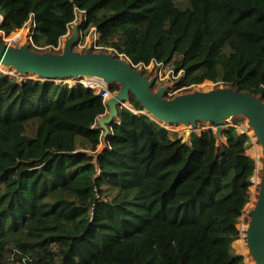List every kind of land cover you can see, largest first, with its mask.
<instances>
[{
  "label": "trees",
  "instance_id": "obj_1",
  "mask_svg": "<svg viewBox=\"0 0 264 264\" xmlns=\"http://www.w3.org/2000/svg\"><path fill=\"white\" fill-rule=\"evenodd\" d=\"M79 12L102 50L172 64L180 87L264 97V0H0V30L30 21L31 47L60 51ZM101 92L0 71V264H248L238 224L257 162L243 119L225 142L204 128L186 143L132 96L138 112L122 107L100 150Z\"/></svg>",
  "mask_w": 264,
  "mask_h": 264
},
{
  "label": "water",
  "instance_id": "obj_2",
  "mask_svg": "<svg viewBox=\"0 0 264 264\" xmlns=\"http://www.w3.org/2000/svg\"><path fill=\"white\" fill-rule=\"evenodd\" d=\"M84 28L85 24L82 26L81 22L74 24L60 51L32 48V25L27 27L28 33H31L30 39L26 38L20 45L6 41L0 33V65L8 69L5 72L18 75L21 80L34 78L80 83L87 78L100 81L108 88L118 85L117 91L109 92V96L105 97L107 111L98 118L97 127L103 132L102 149L107 144L113 125L120 119L122 107L134 109L132 96L143 107L141 113L155 120L159 118L157 121L166 126L182 124L184 137H180L186 143H190L193 132L201 133L199 122L210 124L208 128L214 129L220 144L225 142L227 121L243 119L245 128L252 130L249 135L260 145L262 156L257 196L253 206L245 210L249 215L244 228L245 238L252 264H264V97L225 84L168 97L172 84L155 89L156 75L153 71L146 72L143 67L134 66L127 57L111 50L98 51L91 46L86 50L76 49L75 45L83 38L81 33ZM11 68L14 72H11Z\"/></svg>",
  "mask_w": 264,
  "mask_h": 264
},
{
  "label": "rangeland",
  "instance_id": "obj_3",
  "mask_svg": "<svg viewBox=\"0 0 264 264\" xmlns=\"http://www.w3.org/2000/svg\"><path fill=\"white\" fill-rule=\"evenodd\" d=\"M175 1L180 6H186V4H187V0H175ZM1 19H2V16L0 15V22H1ZM79 22L82 23V26L84 25V14L82 12L78 13L77 18L71 24V26H70V28L68 30V33L64 37L61 38L60 46L58 48H62L64 39L66 37H68L71 34V32H72V26L74 24H76V23H79ZM31 25H32V22L29 21L24 27H22L23 28L22 29L23 30V34H22V36H19V37H14L12 35L15 34V33H21L22 30L20 32H17V30H16V31L10 33L9 35H5V32H3L2 30H0V33L4 36V39L6 41L12 42V43H14L16 45H20L21 43H23V41L26 38L30 39L31 33H28L27 27H29ZM24 30H25V33H24ZM81 34L83 35V38L77 45H75L76 49L86 50L88 47L91 46L95 50H98V51L102 50V48H100V47H98L96 45V41L99 38V34L96 32L95 28H91L89 30V34L88 35L84 36L83 31H82ZM111 51H112V49H111ZM139 67H143L146 70V72L153 71V73L156 75L155 89H157L158 87H160L162 85H165V84L177 85V83L179 81V76L181 75V73H179L178 75H176L175 73L173 74V67H172L171 64L162 65V64H157V63H151L148 66L141 65ZM3 68H4V70L6 69V67H3ZM10 70H11V72H13L12 68ZM0 71H3V69H0ZM5 71H8V70H5ZM7 73H10V72H7ZM82 81L83 82H81V83H83L85 85L87 84L88 86L93 87V88L96 87V86H92L91 85L92 83H88L89 80L84 79ZM67 82L71 84L74 81L67 80ZM217 85L218 84L216 82H213V81H210V80H205L204 82H202L200 84L191 85L187 89L179 88L178 86H176L174 91H171V92L167 93V96L171 97V96H174V95H176L178 93H181V92H184V91H192V90L197 89V88L209 89V88L216 87ZM96 89H97V91L99 90L98 92L102 91V90L98 89L97 87H96ZM105 89L107 90V92H110L108 87L105 86ZM101 93H103V92H101ZM235 119L236 118L229 119L227 121V124H233ZM198 125H199V129H204V128L207 129L208 127H210V124L206 123V122H199ZM167 127L169 128L171 134L178 132L181 136H183L184 126L182 124L167 125ZM238 128H239L240 131H247L250 134L252 132L250 129L247 130L245 128V121ZM102 145L103 144L99 145V149H102ZM254 147L260 148L259 144L256 143L255 139L253 138V143L247 149V153L250 154L253 157H255L254 152H253V148ZM255 158H257V157H255ZM257 159H259V158H257ZM261 161H262V156H261ZM256 172H258L259 175H260V170L258 168L256 169ZM257 192H258V185H257L256 188L251 186V200L246 205V207L244 209V213H243V215L241 217V221L238 224V227L241 229V232H242L241 237L238 240L242 239V240H244L245 243H246V238H245V230H244V228H245V226H246V224H247V222L249 220V215L245 213V210L249 209V208H251L253 206L254 201L256 199V196H257ZM244 242H241V245H239V248L236 247V249L244 254L245 259H246L248 264H252V259H251V257L248 254L247 247H246Z\"/></svg>",
  "mask_w": 264,
  "mask_h": 264
},
{
  "label": "bare ground",
  "instance_id": "obj_4",
  "mask_svg": "<svg viewBox=\"0 0 264 264\" xmlns=\"http://www.w3.org/2000/svg\"><path fill=\"white\" fill-rule=\"evenodd\" d=\"M24 33H25V30H24ZM22 34H23V30H22V32L21 33H15V34H13L12 36H14V37H19V36H22ZM3 65H0V69H3L4 70V66L2 67ZM5 70H8V69H5ZM14 72V71H13ZM86 80H89V82L88 83H92L91 85L92 86H96L98 89H100V90H103V93H105V94H108L107 93V90L105 89V86L102 84V82H100V81H95V80H91V79H87V78H85ZM82 80H84V79H82ZM83 82V81H82ZM101 84V85H100ZM99 86V87H98ZM101 86V87H100ZM96 87H95V89H96ZM97 90V89H96ZM99 91V90H98ZM153 117H155L153 114H151ZM155 118H157V117H155ZM157 120H160L159 118H157ZM168 125V124H167ZM252 131V130H251ZM257 143V142H256ZM260 146V145H259ZM253 152H254V155H255V157H257V158H259V159H257V168L258 169H260V167H261V164H262V162H261V148H256V147H254L253 148ZM258 180H259V177H258ZM241 242H244V240H242L241 239ZM245 243V242H244ZM245 245H246V247H247V242L245 243ZM247 251H248V247H247Z\"/></svg>",
  "mask_w": 264,
  "mask_h": 264
},
{
  "label": "built area",
  "instance_id": "obj_5",
  "mask_svg": "<svg viewBox=\"0 0 264 264\" xmlns=\"http://www.w3.org/2000/svg\"><path fill=\"white\" fill-rule=\"evenodd\" d=\"M60 46V45H59ZM58 48V47H57ZM56 48V49H57ZM151 63H157V64H162V65H168V64H165L164 62H159V61H151L149 64H141V65H145V66H148V65H150ZM141 65H139V66H141ZM172 65V64H171ZM134 66H136V67H138V65H134ZM172 67H173V74L175 73L176 75H178L179 73H181V75L179 76V81H178V83H177V85H172V89H170L168 92H171V91H174V89L176 88V86H178L179 88H183V89H187L188 87H190V86H188V87H186V86H184V87H180V81H181V76H182V71H176L175 69H174V66L172 65ZM4 71V70H3ZM81 82H82V80H81ZM80 82V83H81ZM87 85V84H86ZM95 89V88H94ZM108 94H109V92H107ZM108 94H105V93H103V95H104V97H106V96H108ZM129 109H131V110H135V109H132V108H129ZM135 112H138L137 110H135ZM256 169H257V167H256ZM258 177H259V173L258 172H256L255 171V174H254V176L251 178V186H253V187H257V185H258ZM251 186H250V188H251Z\"/></svg>",
  "mask_w": 264,
  "mask_h": 264
}]
</instances>
